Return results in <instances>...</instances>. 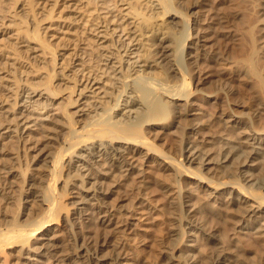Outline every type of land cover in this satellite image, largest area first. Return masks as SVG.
Here are the masks:
<instances>
[{
	"label": "bare ground",
	"instance_id": "6f19581e",
	"mask_svg": "<svg viewBox=\"0 0 264 264\" xmlns=\"http://www.w3.org/2000/svg\"><path fill=\"white\" fill-rule=\"evenodd\" d=\"M3 2L4 0H0V12L6 9ZM77 2L84 4L86 10L82 12L83 14L73 13L69 17L71 22L72 18L74 20L79 18L81 37L79 39L77 36L79 33L68 36L73 49L65 56V52L58 54V51L52 48L51 39L48 38L53 36L51 34L48 36V33L54 30L56 34L65 28L63 31L65 35L73 26L59 22L57 26L51 23L42 27L39 23L43 19L39 20L38 17L43 13L44 7L38 12L39 2L11 0L14 9L10 15L21 12L23 16L14 30L4 33L12 51L4 54L0 49V64L3 59L10 57V60L15 61L14 64H20L26 72L29 67L21 65L19 59L25 51L32 55L31 58L37 65L43 64L48 69L46 68L44 76L40 77L44 84L41 89L25 90L21 85L18 86L17 82L10 86L0 82L2 90L10 92L11 87H14L20 103V108L9 118L8 123L12 124H3L0 116L2 119L0 141L25 140L32 131L47 133L49 125L55 124V119L45 111L48 104L38 102V98L40 100L45 95L46 99L55 97L57 95L55 86L62 85V81L68 82V78H74V75L66 74V57H69L71 63L76 61L80 63L77 69L71 71V74H78V78L68 86L67 100L59 113L67 128L66 135L58 139L62 146L55 147L53 145L56 142L55 138L47 133L46 140L51 142L41 144L40 147H29L36 152L35 160L43 167V176L36 194L37 201L42 206L39 212L41 218L29 226L14 225L4 230L0 229V250L21 248L29 243V249L35 255L49 254L56 264H83L78 261V258L84 256L83 250L75 249L68 252L54 247L49 236L52 228L47 229L53 224V218L60 215L56 207L55 190L60 176L63 174L65 181L71 178L78 180L76 189L80 194L72 202L74 209L71 216H87L86 212L90 211V218L95 219L99 225H108L115 214L112 212L114 207L111 206L110 209L106 204L105 198L112 192L102 189L103 179L108 178L116 185L119 184V178L126 181V177L131 173L142 179V170L137 166L138 157L144 159L152 157L158 159L162 168L170 171L174 177L192 181L205 191L204 201L191 204L189 198L183 195L187 191L186 186L185 188L175 186L179 202L174 211L176 226L172 234L173 242L166 254L169 264H194L195 257L189 249L195 247L196 241L192 240L194 245L184 243L185 232L181 229L184 222L194 229L192 234H197L206 247L204 257L209 264H264L262 262L264 254L251 258L240 256L235 236L251 235L253 238L264 240V130L248 128L240 123L236 116L222 120L220 126L227 132L223 134L219 145L220 153L216 156L197 144L186 142L179 157H170L155 150L146 137L150 128L174 125V122L166 120L169 111L172 115L179 114L183 105L180 103L186 104L193 96L189 90L187 74L182 67V64H186L184 44L191 36L193 24L174 9L170 0H77ZM141 5H146L144 13L140 11ZM51 14L52 12L47 19H53ZM153 14L158 16L152 22ZM164 16L170 19L162 22L160 17ZM175 25L178 26V30L173 31L172 27ZM150 27L160 34L158 50L152 55L142 53L143 44L140 43L143 36L140 31L148 30ZM108 40L114 46L112 51L103 45ZM92 42L96 44L95 49H100L97 69L86 65L84 67L83 59L75 55L78 45H83L79 50L85 53ZM133 46H137L135 51L130 50ZM144 54L143 59L141 57ZM153 57L155 59L150 60ZM255 62V56L252 54L249 66L257 75ZM153 67L159 69L157 74L150 72ZM27 73H31V70ZM170 73H174L172 78L176 81L170 79ZM15 76L21 81V73L16 72ZM55 82L57 83L54 85ZM115 88H119L120 91L111 97ZM125 91L126 98L123 99ZM106 99L113 100L108 108L103 107ZM88 104L102 112L90 116V112L83 110ZM11 105H0V115L9 113ZM68 106L75 110L71 113L66 111ZM72 114L88 116V123L80 128L75 127ZM199 126L200 122H194L185 126L184 130L195 132ZM96 164L103 170L93 173L92 169ZM192 165L199 166L202 172L196 171V167ZM87 166L89 167L86 168ZM88 184L90 186L87 187ZM143 201L139 199L137 204H142ZM217 205L224 207L232 217L234 235L230 244L223 241L216 227H207L205 216L207 210L211 211L214 219L221 216ZM61 217L65 219L66 215ZM194 250L199 251L196 247ZM111 261L112 264H147L145 260L132 257L121 250L118 244L112 247Z\"/></svg>",
	"mask_w": 264,
	"mask_h": 264
},
{
	"label": "rangeland",
	"instance_id": "374dc122",
	"mask_svg": "<svg viewBox=\"0 0 264 264\" xmlns=\"http://www.w3.org/2000/svg\"><path fill=\"white\" fill-rule=\"evenodd\" d=\"M35 1L39 2L38 12H40V8L44 7L43 13L38 17L39 20L43 19L39 23L40 26H48L51 23L57 26L59 22L66 23V26H73L68 29L66 37L63 33L65 28L56 34L54 30H50L48 33V36L50 34L53 36L48 38L51 39L52 48H55L58 54L65 52V56L68 55L73 49L68 36L78 34L81 25L79 18H75V20L72 18L71 22L69 16L85 11L84 4L77 0ZM170 2L176 11L193 24L191 36L184 44L186 64H182L188 77L189 90L192 91L193 96L186 104L180 103L183 105L180 107L179 114L172 115L169 111L166 120L174 122V125L150 128L147 130L146 137L155 150L170 157H179L186 142L197 144L216 156L220 153L219 145L222 142L223 134L227 132L220 126L222 120L236 116L237 120L248 128L264 130V0H170ZM3 3L6 9L0 12V49L4 54H8L12 50L4 33L14 30L23 15L21 12L10 15L14 5L11 0H4ZM54 5L56 6L54 7ZM145 6H140V11L142 10L143 13L146 9ZM50 12H52L53 19H47ZM157 16V14H153L152 22ZM160 19L164 22L170 17L164 16ZM172 29L173 31L178 30V26L175 25ZM140 33L143 35L140 42L143 44L142 53L152 55L158 50L160 34L154 31L153 27L140 31ZM77 36L80 39V33ZM103 45L107 50H113L114 46L109 40ZM82 46L76 47L75 55L81 60L83 59L84 67L86 65L97 69L99 60L97 56L100 49H95L96 44L92 42L87 51L81 53L79 49ZM135 49L137 46L131 47L130 50L135 51ZM29 54L24 51L22 58L19 59L21 65L29 67L27 71L31 70V73L25 72L20 64H14L15 61L8 57L3 59L0 64V82L9 86L13 82H17L18 86L21 85L25 90L27 88H43L44 84L40 81V77L44 76L48 67L43 64L37 65L31 58L32 55ZM145 54L141 58L144 59ZM252 54L256 60L257 75L249 66ZM11 56L13 57V55ZM13 58H17V56ZM60 58L61 56L58 57V61ZM66 58V74L74 75L75 80L68 78V82L62 81V85L55 86L57 89L55 97L51 96L46 99L45 95L40 100L38 98V102L48 104L45 111L55 119V124H50L47 130V133L57 142L53 143L55 147L62 146L58 139L67 133L66 125L59 113L66 103L68 86L78 78V74H71V71L77 69L78 63H80V61L71 63L69 57ZM16 72L21 73V81H18V77L15 76ZM150 72L157 74L159 69L153 67ZM170 75V79L173 82L176 81L175 78H172L174 73H170ZM11 88L10 92L0 88V105L12 104L9 113L0 115L3 124L6 125L12 124L8 123L9 118L20 108L18 92L13 86ZM118 91H120L119 88L113 89L111 97H114ZM35 98L37 99V97ZM122 98H126V91ZM112 103L113 100L106 99L103 107L108 108ZM74 110L71 106L66 108V111L70 113ZM83 110L90 112V116L102 112L94 109L92 104L86 105ZM189 113L196 115L192 116ZM88 120V116L72 114L75 127L84 126ZM194 122L201 123L197 131L184 130L185 126ZM47 133L40 134L32 131L25 139L26 142H24L25 140L9 139L0 141L1 230L14 225L29 226L41 218L39 212L42 210V206L37 201L36 194L43 176V167L36 162V152L29 147H40L41 144L51 142L46 140L45 134ZM137 166L142 170V179H138L133 173L126 177V181H121L122 178H119L121 182L118 181L117 185L108 178L103 179L102 189L112 192L105 198L106 204L110 209L111 206L114 207L112 212L115 214L108 225H99L95 219L89 217L90 211L86 212L87 216H71L74 209L72 202L80 194V191L76 189L78 180L71 178L65 181L62 174L55 188L57 192L56 207L60 215L55 216L52 220L53 224L47 228H52L49 236L54 247L68 252L75 249L83 250L84 256L78 258V261L83 264H112V247L115 244H118L121 250L131 254L132 257L145 260L147 264H169L166 254L173 242L172 234L176 226L174 211H176L179 202V198L175 194V186L181 188L186 186L185 189L191 193L188 194L186 191L183 195L189 198L191 204L204 201L205 191H202L192 181L174 177L170 171L162 168L160 161L156 158L138 157ZM192 167H196V171L202 172L199 166L192 165ZM102 170L96 164L92 172L96 173ZM250 171L254 172V170ZM139 186L142 187L139 188ZM139 199L144 200L142 204H137ZM216 207L221 216L219 219H214L211 211L207 210L205 215L207 227H216L223 241L230 244L234 235L232 217L224 207H219V205ZM61 215H66L65 219ZM85 218L89 221H86ZM181 229L185 232L184 243L194 245L192 240L196 241L194 246L197 250L199 249V251L194 250L195 247L189 249L195 257L194 264H209L204 257L206 247L197 234H194L196 235L194 237L192 234L194 229L187 222L182 224ZM235 236H237L240 256L251 258L264 254V240L253 238L251 235L235 234ZM3 259H5L4 262ZM0 264H56V262L49 254L35 255L29 249L28 243L21 248L12 247L0 250Z\"/></svg>",
	"mask_w": 264,
	"mask_h": 264
}]
</instances>
